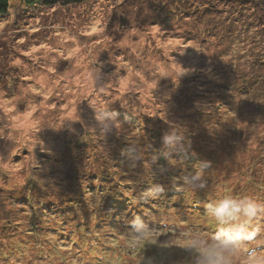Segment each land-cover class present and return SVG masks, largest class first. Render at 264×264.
Masks as SVG:
<instances>
[{"label":"rangeland","instance_id":"obj_1","mask_svg":"<svg viewBox=\"0 0 264 264\" xmlns=\"http://www.w3.org/2000/svg\"><path fill=\"white\" fill-rule=\"evenodd\" d=\"M260 63L264 0H13L0 14V264H183L180 233L208 234L217 192L264 201ZM244 76L255 93L239 104L231 88L221 107L208 80ZM173 125L190 149L163 144ZM205 161L207 188L185 195L180 178ZM135 215L152 230L133 242Z\"/></svg>","mask_w":264,"mask_h":264},{"label":"clouds","instance_id":"obj_2","mask_svg":"<svg viewBox=\"0 0 264 264\" xmlns=\"http://www.w3.org/2000/svg\"><path fill=\"white\" fill-rule=\"evenodd\" d=\"M96 119L102 132H107L111 124L105 114L101 113L100 117L96 115ZM162 141L166 147L180 150L191 148L184 130L175 125L163 134ZM208 164L205 161L193 173L180 178V190L185 195L207 188L204 167ZM163 191L162 185H154L141 197L145 201L155 200ZM161 222L167 221L162 217ZM202 222L210 226L207 235L202 229L191 227L180 233L185 254L183 264H264V201L248 195L217 192L205 203ZM128 230L135 242L147 236L152 228L141 216L135 215L128 222Z\"/></svg>","mask_w":264,"mask_h":264},{"label":"trees","instance_id":"obj_3","mask_svg":"<svg viewBox=\"0 0 264 264\" xmlns=\"http://www.w3.org/2000/svg\"><path fill=\"white\" fill-rule=\"evenodd\" d=\"M12 1L13 0H0V14H5L9 11L10 3ZM22 1H24L28 5H34V4L41 2L42 0H22ZM260 55L263 56L262 53ZM258 58L260 59V61L263 60L259 55H258ZM260 65L263 66L264 63H260ZM257 76H258V78L261 77L264 80V74H258ZM243 78H244V80H242L239 83L232 81L230 84H228L229 81H226V82L219 84L218 86H216L214 84L213 80H210V79L208 80V82L210 83L209 87L210 86H212V88L222 87L224 89V91L222 93H218V96H217L218 97L217 102L220 103L221 107L223 106V104H228V102L231 101V96L228 94V90H230L231 88H232L231 90L234 91L233 93L237 92L239 94V96H240V98L238 100L239 104L244 101L243 100L244 98L248 97V99H250L251 95H253L255 93V92L252 93L253 88H254V86H253L254 84H251V82H252L250 80L251 78L246 77V76H244ZM202 85L203 84H201L200 86H195V87H196V89H199L198 87H201ZM242 96H247V97L242 98ZM212 99H216V98H211L210 100H212ZM261 99H263V101H264V92H263V97ZM253 104L257 106L258 111L264 110V102H258V103L254 102ZM216 106H217L216 107L217 111H219L218 109H220L221 107H219V105H216ZM262 113H263L262 117L264 118V112H262ZM209 115H211V113H209ZM215 135L217 136V134H215Z\"/></svg>","mask_w":264,"mask_h":264}]
</instances>
